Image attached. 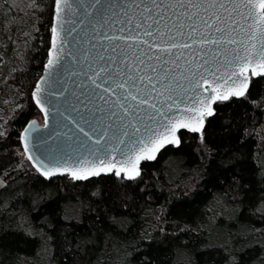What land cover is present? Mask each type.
<instances>
[{
    "label": "trees",
    "instance_id": "trees-1",
    "mask_svg": "<svg viewBox=\"0 0 264 264\" xmlns=\"http://www.w3.org/2000/svg\"><path fill=\"white\" fill-rule=\"evenodd\" d=\"M52 13L53 0H0V182L6 185L0 188V264H66V257L142 264L144 254L152 264H206L197 240L211 245L221 264L247 240L237 255L246 264H264V205L254 207L255 198L234 201L221 182L229 174L218 167L233 150L243 154L249 176L264 164V77L251 79L246 98L218 106L207 143L200 134L180 132V146L143 162L135 180H45L25 159L18 138L38 115L30 92L46 60ZM185 223L197 232H180Z\"/></svg>",
    "mask_w": 264,
    "mask_h": 264
},
{
    "label": "snow or ice",
    "instance_id": "snow-or-ice-1",
    "mask_svg": "<svg viewBox=\"0 0 264 264\" xmlns=\"http://www.w3.org/2000/svg\"><path fill=\"white\" fill-rule=\"evenodd\" d=\"M142 2L138 18L129 16L120 21L122 25H131L120 28L121 33L127 31V36L104 34L112 46L109 49L101 45L97 50L84 71L86 80L78 85L82 91L73 105L79 115L78 131L104 155L72 169L33 163L45 180L67 174L79 181L110 173L117 177L123 173L122 179L135 180L140 176L141 161L155 160L167 144L180 146L181 129L200 133L201 141L207 143L208 127L212 124L209 118L218 114V106L250 95L249 73L251 77H264V0ZM71 7L69 0H53L52 40L45 64L49 73L66 47L58 28L64 30L63 14ZM135 7L139 9L140 5ZM41 92L37 84L33 92L37 105L42 103ZM81 121L87 128L81 126ZM228 127L225 125L224 131ZM27 151L25 146V154ZM114 152L124 159L118 160L112 155ZM242 156L239 150H233L220 157L219 169L229 174L221 182L227 184L234 201L252 203L255 198L254 207L259 208L264 205V164L249 176ZM26 158L33 160L30 155ZM5 186L0 182V188ZM17 222L25 227L26 234H32L31 227L25 226L19 217ZM3 231L0 224V232ZM179 231L197 229L185 223ZM197 243L202 245L206 264H221L219 253L211 245L199 240ZM249 243L245 240L240 249L229 251L222 259L226 264H246L237 252ZM72 246L79 248L75 241ZM65 260L66 264H84L73 257ZM142 264H152L147 254L143 255Z\"/></svg>",
    "mask_w": 264,
    "mask_h": 264
},
{
    "label": "water",
    "instance_id": "water-1",
    "mask_svg": "<svg viewBox=\"0 0 264 264\" xmlns=\"http://www.w3.org/2000/svg\"><path fill=\"white\" fill-rule=\"evenodd\" d=\"M69 3L72 5L71 9L66 8L63 14L66 21L64 30L58 28V32L66 45L63 55L49 73L45 69V64L49 59V49L51 48L52 33L50 31V43L46 60L41 74L30 92V99L41 116L42 122L40 123L36 118H32L23 126L19 133L18 140L21 151L32 167L33 163H36L41 167L72 169L85 166L89 162L96 161L97 156L104 155L103 152L95 150V145L90 146L87 139L78 131L77 121L79 120V115L73 110V105L77 103L75 97L82 91L78 85H81L86 80L84 71L88 69L90 61L97 54V50L101 49V45L111 48L112 42L106 39L104 34L108 33L109 36H127V31L121 33L120 28L124 27L127 29L131 25H122L120 21H126L129 16L134 19L138 18L139 12L143 8L142 0H100L99 3L96 0H69ZM136 4L140 5L139 9L135 7ZM78 5L83 6L79 7ZM53 22L52 13L51 26ZM68 29H71L70 33ZM115 43L119 44L121 41H116ZM249 76L250 80L256 78L251 77L250 73ZM37 84L42 89L40 93L42 103L40 105H37L33 99V92ZM41 108H44L45 111L42 112ZM46 114L47 125H45ZM33 122L35 123L33 124ZM80 124L87 128L82 121ZM181 132L189 131L181 129ZM195 134L200 133L196 132ZM25 146L28 149L26 154ZM167 146L177 147L172 144H167L165 147ZM27 155L32 156L33 160L29 161L26 158ZM112 155L116 156L118 160L124 159L119 152H114ZM153 161L155 160L141 161L139 165L140 174L142 163ZM34 169L36 171V168ZM109 175L114 174L110 173L103 176ZM59 177H67L73 181L67 174L53 178ZM84 181L86 180L73 182Z\"/></svg>",
    "mask_w": 264,
    "mask_h": 264
},
{
    "label": "rangeland",
    "instance_id": "rangeland-1",
    "mask_svg": "<svg viewBox=\"0 0 264 264\" xmlns=\"http://www.w3.org/2000/svg\"><path fill=\"white\" fill-rule=\"evenodd\" d=\"M3 115V114H0V116ZM33 118H36L38 120V122H42V119H41V116L38 114L36 116H34ZM3 130V123L2 121H0V132Z\"/></svg>",
    "mask_w": 264,
    "mask_h": 264
}]
</instances>
